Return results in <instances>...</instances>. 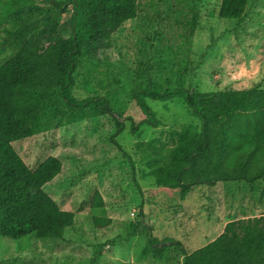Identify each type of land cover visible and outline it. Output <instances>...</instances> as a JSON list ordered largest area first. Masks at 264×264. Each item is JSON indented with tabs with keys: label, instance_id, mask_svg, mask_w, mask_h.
Segmentation results:
<instances>
[{
	"label": "rangeland",
	"instance_id": "374dc122",
	"mask_svg": "<svg viewBox=\"0 0 264 264\" xmlns=\"http://www.w3.org/2000/svg\"><path fill=\"white\" fill-rule=\"evenodd\" d=\"M36 1L38 6L1 24L0 65L41 34L70 32V12ZM220 2L139 0L137 16L86 53L73 93L79 98L110 93L111 111L13 141L32 168L49 155L62 160V171L44 188L61 208L76 213L75 222L63 238L0 235V264H182L183 249L193 251L214 239L227 221L264 213L262 180L178 186L188 151L180 158L166 148L154 154L144 142L167 140L173 132L197 135L200 121L181 97L149 99L160 120L153 127L131 96L138 81L199 91L264 86V0H249L242 21L222 18ZM60 94L55 85L27 88L30 118L45 121ZM119 122L124 128L116 134ZM124 152L134 161V178ZM96 190L105 204L93 209ZM94 213L113 221L99 227Z\"/></svg>",
	"mask_w": 264,
	"mask_h": 264
},
{
	"label": "trees",
	"instance_id": "16d2710c",
	"mask_svg": "<svg viewBox=\"0 0 264 264\" xmlns=\"http://www.w3.org/2000/svg\"><path fill=\"white\" fill-rule=\"evenodd\" d=\"M45 1L61 12H70V32L41 34L31 44L14 50L0 65V235L17 240L63 238L76 213L61 208L44 188L62 171V160L49 155L32 168L13 141L111 111L110 93L75 96V74L86 53L99 47L102 38L110 37L126 20L136 17L139 9V0ZM248 2L221 0L219 15L242 21ZM36 6V0H1L0 26L16 13ZM46 85L61 87L60 102L45 121L31 119L25 91ZM131 96L145 114L144 122L153 127L160 120L149 99L181 97L200 121L197 135L173 132L167 140L144 142L154 154L166 148L170 156L180 158L188 151V164L177 173L178 186L215 185L221 180L264 181V86L260 82L238 89L199 91L161 81H138ZM123 128L124 123L119 122L116 134ZM136 130L132 125V131ZM124 154L134 178V161L127 152ZM104 204L102 193L96 190L92 208ZM112 221L110 216L93 214V222L99 227ZM182 264H264V213L227 221L214 239L193 251L183 249Z\"/></svg>",
	"mask_w": 264,
	"mask_h": 264
},
{
	"label": "crops",
	"instance_id": "0c3cea01",
	"mask_svg": "<svg viewBox=\"0 0 264 264\" xmlns=\"http://www.w3.org/2000/svg\"><path fill=\"white\" fill-rule=\"evenodd\" d=\"M224 226H225V224H224ZM224 226H223V228L220 230V233L223 231V229H224ZM220 233H219V234H220Z\"/></svg>",
	"mask_w": 264,
	"mask_h": 264
}]
</instances>
